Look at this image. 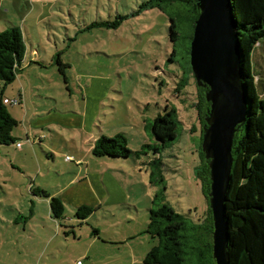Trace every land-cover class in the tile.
Segmentation results:
<instances>
[{
    "label": "rangeland",
    "instance_id": "obj_1",
    "mask_svg": "<svg viewBox=\"0 0 264 264\" xmlns=\"http://www.w3.org/2000/svg\"><path fill=\"white\" fill-rule=\"evenodd\" d=\"M143 1L51 0L49 18L27 24L47 63L25 68L5 88L0 81L4 95L21 89L27 100L7 104L20 147L0 144V264H143L158 242L146 232L158 189L146 161L159 155L164 202L195 226L189 246L205 243L207 202L195 172L201 124L183 15L176 16L179 38H169V15L186 0H163L164 10L133 14ZM119 15L127 17L117 27L102 24ZM56 50L64 73L51 60ZM253 61L264 70L261 45ZM171 109L177 138L159 155L147 146L148 154L134 160L92 154L101 134L124 133L131 150L157 143L146 123ZM36 187L62 200L61 219L50 215L49 199L35 195ZM81 205L92 211L79 220Z\"/></svg>",
    "mask_w": 264,
    "mask_h": 264
},
{
    "label": "trees",
    "instance_id": "obj_2",
    "mask_svg": "<svg viewBox=\"0 0 264 264\" xmlns=\"http://www.w3.org/2000/svg\"><path fill=\"white\" fill-rule=\"evenodd\" d=\"M162 2L163 0H145L133 14L154 7L164 10ZM231 3L240 43L241 80L248 103L245 120L237 125L231 148L230 181L224 202L228 226L226 254L228 264H264V70H256L253 61L256 45L264 47V0H231ZM199 13L195 0H186L184 7L176 15L170 14V40L176 42L179 38V28L182 25L180 18L176 16L183 15L186 20L188 19V37L191 42L195 20ZM126 17L127 15H119L114 21L102 22V24L114 28ZM25 50L23 32L19 26L11 25L0 31V81L4 84L3 88L15 79ZM189 50L188 46V61ZM55 62L63 73L62 68L66 64L60 61L58 54L55 56ZM189 69L191 70L190 62ZM196 88L195 106L201 124L202 139L210 103L205 98L208 87L196 83ZM2 91L3 89L0 91V144L8 145L15 141L12 130L18 121L10 114L7 104L3 102ZM178 125L179 121L174 111L167 110L164 114H158L150 124L146 123L157 143L144 144L139 150H131L127 146L124 133L119 132L114 136L102 134L94 141L91 152L96 157L134 160L148 154L149 151L145 149L147 146L153 149L154 154L159 155L177 138ZM207 163L208 160L200 147V163L195 172L201 181L202 192L207 202V217L203 227L207 239L205 243H200V246H189L188 229L196 231V228L187 218L164 202L166 186L162 174L164 165L161 155L146 161L150 183L158 188L152 199V204L156 207L149 208L146 232L158 242L148 250L143 258V264H215L212 257L213 221L208 204L210 179ZM31 189L35 195L49 199L53 218L63 217L64 204L60 198L51 196L40 187ZM91 211L90 206L81 205L76 208L75 217L79 220L85 219Z\"/></svg>",
    "mask_w": 264,
    "mask_h": 264
},
{
    "label": "water",
    "instance_id": "obj_3",
    "mask_svg": "<svg viewBox=\"0 0 264 264\" xmlns=\"http://www.w3.org/2000/svg\"><path fill=\"white\" fill-rule=\"evenodd\" d=\"M200 13L190 42L189 62L198 85H206L210 103L201 149L208 160L212 214V257L228 264V226L224 202L230 181L232 142L245 120L247 97L241 80L240 43L231 0H195Z\"/></svg>",
    "mask_w": 264,
    "mask_h": 264
},
{
    "label": "crops",
    "instance_id": "obj_4",
    "mask_svg": "<svg viewBox=\"0 0 264 264\" xmlns=\"http://www.w3.org/2000/svg\"><path fill=\"white\" fill-rule=\"evenodd\" d=\"M50 2H51V0H0V31L5 29L8 26H11V25L19 26L23 32V37H24V41H25V45H26L24 58L21 61V64L19 66V72L16 74V77L21 75V73H23V70L29 66L45 67V64L47 63L46 59L43 58V55H42L39 47H35L34 41L32 40V38L30 36V32L28 30L29 26H27V24L28 23H40L44 19H48L49 15H50V12H49V3ZM57 54H58L59 59L61 61V57H60L61 52L58 50H56L53 53V55L51 57L52 61L55 59V56ZM54 61H53V63H54ZM61 62L64 63L63 61H61ZM51 63L52 62H49V65H51ZM56 65H57L58 72H60L58 64H56ZM63 73H64V71H63ZM9 95L10 96L3 94V98L4 99L5 98L11 99V98H17V96H18V100L20 99V103L23 101H25L27 103L26 93L23 92L21 89L18 90L16 95L13 93H10ZM16 139L17 138L15 137V141H14L15 145H16V143H20L19 141H16ZM106 158H108V157H106ZM118 159H121V158H118ZM121 160H123V159H121ZM78 162H79V164H81L80 160H78ZM135 162L138 163L137 161H135ZM141 162H143V161H139V163H141ZM85 175L87 177V176H89V173L86 172ZM66 199H68V198L66 197ZM50 215H51V213H50Z\"/></svg>",
    "mask_w": 264,
    "mask_h": 264
},
{
    "label": "built area",
    "instance_id": "obj_5",
    "mask_svg": "<svg viewBox=\"0 0 264 264\" xmlns=\"http://www.w3.org/2000/svg\"><path fill=\"white\" fill-rule=\"evenodd\" d=\"M3 102L6 103V104H11V105H15V104H18L19 103V100L18 98H11V99H3ZM16 146L17 147H20V143H16ZM71 157H68L66 156V159H70Z\"/></svg>",
    "mask_w": 264,
    "mask_h": 264
}]
</instances>
